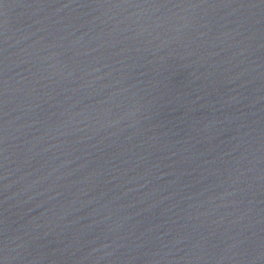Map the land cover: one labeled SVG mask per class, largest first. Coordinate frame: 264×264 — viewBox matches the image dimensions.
<instances>
[{"label": "water", "instance_id": "1", "mask_svg": "<svg viewBox=\"0 0 264 264\" xmlns=\"http://www.w3.org/2000/svg\"><path fill=\"white\" fill-rule=\"evenodd\" d=\"M0 264H264V0H0Z\"/></svg>", "mask_w": 264, "mask_h": 264}]
</instances>
